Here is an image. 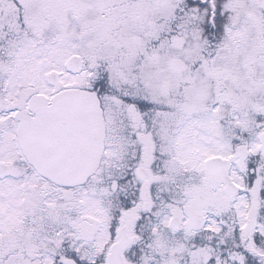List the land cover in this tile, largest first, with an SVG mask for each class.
Listing matches in <instances>:
<instances>
[{
	"label": "snow or ice",
	"instance_id": "obj_1",
	"mask_svg": "<svg viewBox=\"0 0 264 264\" xmlns=\"http://www.w3.org/2000/svg\"><path fill=\"white\" fill-rule=\"evenodd\" d=\"M0 264H264V0H0Z\"/></svg>",
	"mask_w": 264,
	"mask_h": 264
}]
</instances>
